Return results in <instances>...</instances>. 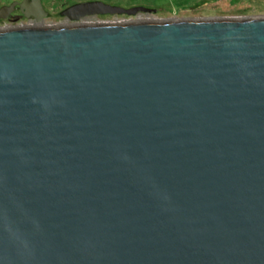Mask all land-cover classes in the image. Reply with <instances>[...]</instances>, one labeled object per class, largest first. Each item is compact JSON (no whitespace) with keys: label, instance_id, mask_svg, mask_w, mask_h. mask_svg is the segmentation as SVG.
I'll list each match as a JSON object with an SVG mask.
<instances>
[{"label":"water","instance_id":"water-1","mask_svg":"<svg viewBox=\"0 0 264 264\" xmlns=\"http://www.w3.org/2000/svg\"><path fill=\"white\" fill-rule=\"evenodd\" d=\"M0 264H264V16L1 29Z\"/></svg>","mask_w":264,"mask_h":264},{"label":"rangeland","instance_id":"rangeland-1","mask_svg":"<svg viewBox=\"0 0 264 264\" xmlns=\"http://www.w3.org/2000/svg\"><path fill=\"white\" fill-rule=\"evenodd\" d=\"M12 0H0V3ZM51 11L61 0H43ZM68 3L84 0H64ZM87 1V0H86ZM108 5L125 9L143 7L151 13L137 16H108L90 18L81 22L84 25L119 24L130 22H162L201 19H245L264 16V0H100ZM80 24V23H79ZM73 25L60 17L48 19L41 28H54ZM29 27V26H28ZM0 24L1 29L28 28Z\"/></svg>","mask_w":264,"mask_h":264},{"label":"flooded vegetation","instance_id":"flooded-vegetation-1","mask_svg":"<svg viewBox=\"0 0 264 264\" xmlns=\"http://www.w3.org/2000/svg\"><path fill=\"white\" fill-rule=\"evenodd\" d=\"M102 2L100 0H84V1H74L66 2L61 0L54 6L53 10H49L41 0V5L36 6L33 0H12L10 2L0 3V24L8 26H29V27H41L48 19H54L57 17L62 18L68 23L78 24L87 21L90 18L108 17L111 15H99L93 17H87L80 21H72L66 15L65 11L74 5L85 3V2ZM3 8H6L2 11Z\"/></svg>","mask_w":264,"mask_h":264}]
</instances>
